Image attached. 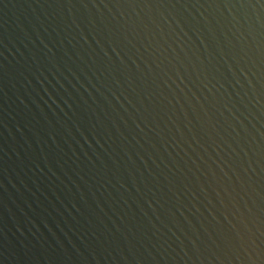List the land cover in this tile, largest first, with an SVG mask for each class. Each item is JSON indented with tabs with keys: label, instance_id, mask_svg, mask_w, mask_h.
Listing matches in <instances>:
<instances>
[{
	"label": "water",
	"instance_id": "obj_1",
	"mask_svg": "<svg viewBox=\"0 0 264 264\" xmlns=\"http://www.w3.org/2000/svg\"><path fill=\"white\" fill-rule=\"evenodd\" d=\"M0 264H264V0H0Z\"/></svg>",
	"mask_w": 264,
	"mask_h": 264
}]
</instances>
